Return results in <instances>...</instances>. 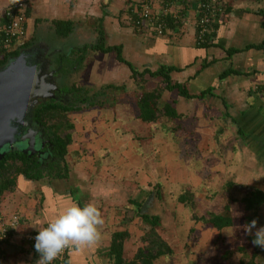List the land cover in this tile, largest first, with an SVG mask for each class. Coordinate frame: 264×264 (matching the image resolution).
Instances as JSON below:
<instances>
[{"label":"crops","instance_id":"crops-1","mask_svg":"<svg viewBox=\"0 0 264 264\" xmlns=\"http://www.w3.org/2000/svg\"><path fill=\"white\" fill-rule=\"evenodd\" d=\"M223 1L228 3V10L222 6H216L221 8L223 13L216 17V22L211 23L213 26L209 24L207 28L206 36L211 31L213 35L210 45L206 48L196 45L202 41L199 42L198 33L196 34L197 6L192 0L184 4L185 9L183 16L179 17V26L173 30L168 29L163 35H155L147 30L139 31L128 25L127 8L138 0H31L27 3L29 9L26 22L27 35L11 49L27 48L30 44L36 43V46L50 50L49 56L53 57L51 60L55 69L59 62L62 65L60 71H63L62 73L59 71L58 75H63L60 82L62 81L61 85L66 87L90 90L94 85L93 81L99 78L96 75V66H100V72H106L112 76H114L113 68H117L124 76L123 79L128 78L138 85L137 89H131L132 96L139 91H149L144 86L141 87L144 85L142 82L139 85V77L133 78L134 72L146 70L154 72L162 65L173 67L170 73L171 79L178 83H186L193 97H181L175 90L164 89L157 101V106L161 109L167 102L174 101L176 117L171 119L164 117L167 120L184 117L195 119L196 124L193 126L198 133L200 132L197 135L200 142L191 149L198 152L196 156L198 160H191V156L189 165L187 155L191 152L186 154L184 144L178 151L179 146L175 145L172 139L169 141L171 136L168 138L164 134L156 135L155 140H148L149 146L153 144L151 150L154 149V152L152 150L153 155L147 159L139 156L134 158V152L127 151L130 153L131 164L125 165L127 178L120 179L116 176L119 171L114 163L116 161L124 163V159L127 158L123 154L125 151H121L118 140L111 139L112 143L107 145L105 140L108 139L106 137L109 134L104 129H100L98 134H93V138L90 136L85 143L84 141L74 142L72 139L70 146H75L76 149L73 148V150L77 152H74L76 156L73 158L75 159L73 163L76 164H72L73 170L65 159L68 154H71L69 146L67 155L63 160H58L60 177L47 175L40 180L32 181L21 176L17 180L15 189L11 193L8 192L9 195L18 194L17 199L15 200V195L12 196L14 199L6 202L5 199L8 197L6 195L5 201L0 202V224L5 223L13 214H19L21 217L16 237L4 245L0 264H36L39 256L20 239V234L46 227L51 220L72 204L83 207L89 202L95 203L104 217L105 224L101 229L102 239L96 245L83 250L70 248L66 256L67 264H114L115 259L111 257L110 249L113 236L117 233H126L122 242V253L125 259H132L141 247L140 237L150 230V219L158 220L159 225L156 231L160 235L159 231H166L165 221L160 220L163 209L162 212H157L160 204L163 205L165 212L169 210L168 207H175L177 217L180 215L178 217L180 220L175 217L173 227L169 229L177 228V232L179 230L190 232L193 226L196 232L199 230L201 236L196 244H199L196 246L199 249L193 255H198L200 252L199 256H201V252L207 251L204 243H210L207 239L208 233L218 231L207 226L205 228L202 222L196 220L197 216L190 213L194 202L193 205L178 202L179 194L176 196L177 202L174 203L171 187L176 185L180 193L182 189L187 188L185 185L188 183L202 184L206 174L211 175H209L210 184L220 183L215 174L216 169L220 170V166H224V163L228 166L226 161L229 162L237 156L235 155L237 149L239 157H235L236 163L232 161V168L236 172L229 170L228 174L224 173L222 179L227 178L224 179L225 187L235 186L240 189V186L244 185L237 184H246V177L255 176L256 178V172L250 174L247 170V166H251V163L250 165L246 163L249 159L247 157H252L253 160L255 156L256 162H264V104L260 102L261 97L251 91L252 85L255 84L257 90L260 89L258 90L261 92L260 95L264 96L262 90L264 89V0ZM7 4L8 0H0V20L3 8ZM57 23H60V26L68 23L69 30L66 32V28L62 26L64 32L59 33L55 25ZM26 41L27 45L23 46ZM99 42L102 48L112 49L108 53L90 51V48L92 49ZM86 48L89 50L83 53L84 56L79 65L73 66V62L76 61L73 55ZM117 48L120 49L122 59L131 67L118 60ZM229 49L235 51L230 57L227 56ZM106 63L109 66H105ZM228 70L238 73L224 76ZM104 76L108 77L107 74ZM145 78V84H153L152 78L147 79L148 76ZM226 81L229 82L225 83ZM111 82L104 86L113 84L121 87L118 90L124 88L122 91H126V84L114 83L112 80ZM81 83L85 84V86L82 85L84 88L81 87ZM162 87H164L163 83ZM208 89L211 92L199 96L201 92ZM244 90L248 91L246 96ZM237 96L241 99L236 101L239 106H235V100H232ZM123 101L125 100L119 103ZM127 105H129L127 110L132 111L135 120L139 121L132 100L128 101ZM166 129L170 131L169 128ZM231 131L239 137V149L230 146L227 150L228 148L222 145L223 134ZM113 146L115 147L112 148ZM143 149L144 147L142 152H144ZM107 160L112 163L110 165L108 162L104 166L103 163ZM144 163L147 164L143 168L141 166ZM191 163L200 165L211 163L206 165L211 167V171L193 170ZM109 166L114 169V172L109 173L111 175L108 176L105 172L110 168ZM103 174L105 177H101ZM240 175L244 181L236 182L234 178ZM156 178L158 187L155 186ZM214 178L217 180L214 181ZM253 184L246 186L249 190L245 194L254 188ZM149 187L150 190L147 191ZM152 192L154 194L150 195ZM226 205L231 216L230 207ZM12 208L15 209L12 210ZM204 211L202 217L208 216L209 213H222L224 207L219 211L210 209ZM226 228L228 227L221 229L220 232ZM164 235H167L168 240L170 233L166 232ZM161 237L163 238V235ZM166 242L170 246L171 241ZM196 247H193V250L196 251ZM163 257L158 258L154 264H159Z\"/></svg>","mask_w":264,"mask_h":264},{"label":"rangeland","instance_id":"rangeland-1","mask_svg":"<svg viewBox=\"0 0 264 264\" xmlns=\"http://www.w3.org/2000/svg\"><path fill=\"white\" fill-rule=\"evenodd\" d=\"M105 66H109V65H107L106 63ZM99 69H100V66H96V70H97L96 75L99 78L98 79L96 78L93 81L94 85L90 88L87 95L90 96L92 93L100 89L101 85L103 87L107 83H112L111 80L114 83L126 84L125 85L126 91L125 92L122 91L124 88L122 90L107 89L106 94L104 96L97 97V102L101 100L102 102H104L103 106H105L106 108L96 107L97 109L93 108L89 110H83L81 112L73 111L71 113H68L66 120L69 121L73 125L71 132H72V139L74 142L81 141L82 143L84 141L85 143L87 142L86 139H88L90 136L93 138L94 136L93 134H96V133L98 134L100 129H104L107 132V134H109V136L106 137L108 139L105 140V143H107V145H110V143H112L111 139L118 140L119 142L117 143L118 145H120L121 151L124 150L126 152V153L123 152V154L124 156L126 155L125 158H127V159H124V163H121L118 161L114 163V165L118 166L119 172L116 173V176L120 179L127 178L125 177L126 175L125 165L127 163L131 164L130 153H128L127 151L129 152L131 151V153L134 152L133 154L134 158L136 156H139V157H143L144 159L145 158L147 159V157H149L150 155H153V152H154V149H152L153 152L151 150V147H152L151 145L153 144H150L149 146L148 140H152V139L155 140L156 135L164 134L168 138L169 136H171V138H169V141L172 139L173 143L179 146V148L176 147L178 151H180V148H183V144H184L185 149H186V154L187 152L188 153L191 152L190 155H187L188 164L190 162L191 156H192L191 160L193 161L198 160V158L196 157L198 152H195L193 150L191 151V149H193V147H195V145H197L200 142L197 139L198 138L197 135L200 132L198 133V130L195 129V126H193L196 124L195 119L193 118L187 119V117H184V118L177 119V120H167L164 117L156 121L154 124L151 123V126H149V124L140 123L138 120H135V118L133 117L134 114L132 113V111L127 110V108L129 107V105H127L128 101L132 100L133 102V99L135 97L130 94L131 89L132 88L137 89L138 85L133 83L131 80H128V78L123 79L122 77L124 76L121 75V73L118 71L117 68H113L114 76L106 72L105 73L100 72ZM104 74H107L108 77L105 78ZM152 82L153 84H149V85L144 83L143 86L145 87L146 90L148 89L152 90V88L155 85L162 86V83L158 82L157 80L152 81ZM228 82L229 81H226L225 83H228ZM82 85L85 86L84 83H81V87H83ZM253 85H252L251 91L256 92L257 93L256 95L258 97H261L259 98L260 102L264 104V96L260 95L261 92L257 90V87H255V84ZM86 88H87V85H86ZM143 88H140V89L144 90ZM244 91H245V96H246V94H248V91L247 90H244ZM263 92H264V89H263ZM239 99H240L239 96L234 97L232 99V100H235L234 101L235 106H239L238 104H236V101H238ZM121 100H125V101H123L122 103H119ZM108 114H109V117H108ZM166 128H169L170 131L167 130ZM152 131H153V134H151ZM222 138H223L221 139L222 145L228 148L227 150L230 149V146H234L239 149L240 140L237 134H235L234 132L231 131L230 133L223 134ZM109 139L110 141H108ZM217 139H218V135H217ZM114 147L115 146H113L112 148ZM142 147H144L143 149L144 152H142ZM73 148L76 149L75 146L74 147L70 146L71 154H68L67 157L65 158L67 164L70 165L72 170H73L72 164H76V163H73L75 161V159L73 158L74 156H76L74 154L77 153L75 152L76 150H73ZM235 155H237L235 157L237 158L239 157L237 149H236ZM235 157H233V159H231L229 162L228 160L226 161L228 166L224 163V166L223 165L220 166L221 167L220 170L219 168L216 169L217 172L215 174L217 175V178L220 181V183L214 182L210 184L209 181H211V178H210L211 175L206 174L204 176L205 178H203L202 184L193 182V183H188L187 185H185L187 186V188L188 187L190 188L189 193L193 195L194 207L190 213H193L192 215L195 214L198 217V218L196 217L197 221L200 217H202V214L205 212L204 210L210 209L213 211H219V210H222L224 205L228 204L230 207V211H231L230 217H232L233 224L229 226L228 228L224 229L219 234H216V232L212 234L208 233L207 239L209 240L210 243L209 244L204 243L205 244L204 248H206L207 246V251L201 252L202 253L201 256H199L200 252L198 253V255H193L197 253V249H199V247L198 248L196 247V246H199V244L198 245L196 244L199 242L200 240L199 238L201 236L200 232H198L199 230L196 232L195 231L196 228L192 226L191 227L192 231L191 232L187 231L188 232L187 234L186 230H179L177 232L176 230L177 228L174 230L172 228L169 229V227H173V224H174L173 219L177 217V210L175 209V207L173 208L168 207L169 210H166L165 212L163 205L160 204L161 207L159 205L157 212H162V209H163V212L160 215V220L165 221L166 231L165 232L159 231V232H161V235H163L164 240L167 237V235H164V233L165 234L166 232L170 233L171 238L168 235V240L166 239V241H168V243L171 241L170 246L172 248V253L170 255L164 256L163 260L160 259L159 264H192L193 262L194 264H219L217 263L218 262L217 259L220 258V255L223 250L232 251V255L225 261V264H238L240 259L247 261L249 259V256L252 253H254L252 243H250L249 240L247 239V237H251V236L247 235L243 228L244 225L242 223H243V219L245 216V212L243 211V205L240 202V199L245 197L246 195L245 192H248L249 190L247 189L246 186L252 185L253 183H254L253 185H255L254 186L255 189H262L264 191V162H261V161L256 162V160L254 159L255 156H253L254 157L253 160L251 159L252 157L251 158L247 157L251 159L249 162H248L249 159L246 161L248 165H250L251 163V166H247V170L249 171L250 174L253 172H256V178L255 176L253 178H251V176L246 177L245 179L247 181L245 182L246 184H237V185H244L242 187L240 186V189L236 188L235 186H231L228 188V187H225V183H224V181L227 178L222 179V177H224L223 176L224 173L228 174L229 170L233 172L235 171V169L232 168L233 166L232 161L236 163ZM108 162L109 164L112 163V161L107 160L105 161V163H103V165L104 166L107 165ZM254 163L256 164L255 166H254ZM146 164L147 163H144V165L141 167L143 168L146 167ZM207 164H211V163H207ZM207 164L200 165L197 163H191V165L193 166L192 167L193 170L199 169L203 171L205 170L211 171L210 170L211 167L209 165L206 166ZM103 171L105 172V170ZM112 172H114V169L110 167L105 172V174L109 176L113 174ZM141 173L143 172L141 171ZM105 174L101 175V177H105ZM241 176L242 175L238 176L237 178L235 177L234 178L235 181L236 182L244 181L243 178H241ZM217 178H214V181L217 180ZM155 186L157 187L159 186L157 178H156ZM149 190H150V187L147 188V191ZM177 190L178 189H176V185H173V187H171V192L174 195L172 198L174 203L177 202L176 196L183 193L184 191L182 189V191L178 193L180 189L178 191ZM10 193L5 192L2 195L0 202L5 199L6 195H8V197L5 199L6 202L8 201L10 202L12 199H14L12 198V196H15V195H16L15 200L17 199L18 194L9 195ZM153 194L154 192H152L150 195H153ZM6 207L10 208L11 205H8V206L6 205ZM159 208H160V211H158ZM14 209L15 208H12V210ZM258 213L261 216L260 222L262 225L260 224V226H264V204L260 206V208L258 209ZM168 215L170 216L168 217ZM179 216L180 215H178V217ZM178 217L177 219L180 220V218ZM204 217L207 218L208 216L205 215ZM182 219H183V216H182ZM204 226L206 228V225ZM260 226L258 225L257 227H260ZM186 234H187V237H186ZM169 239L171 240L169 241ZM193 247H196L195 248L196 251L193 250ZM239 247L244 248L246 250L245 252L246 254L238 252L237 248ZM262 259L264 260V252L263 254L261 253L258 254V257H256L255 261L261 262L260 260Z\"/></svg>","mask_w":264,"mask_h":264},{"label":"trees","instance_id":"trees-1","mask_svg":"<svg viewBox=\"0 0 264 264\" xmlns=\"http://www.w3.org/2000/svg\"><path fill=\"white\" fill-rule=\"evenodd\" d=\"M9 1V0H8ZM178 1V13L179 17L183 16V8L184 4H188L191 0H177ZM197 3L198 0H192ZM204 1V2H203ZM210 1V0H209ZM203 3H208V0H201V3L199 2V5ZM135 5L139 3H134ZM217 5L219 7H223L226 10H228V3H226L223 0H218ZM136 9L139 8V5H137ZM197 6V4H196ZM134 6H130L127 8V21L128 25L132 26L135 29H138L139 31L147 30L152 32L153 34L157 35L155 33V26L159 23H164V28L162 35L167 32L168 29L173 30L174 28L178 27L180 24L179 17L174 18L173 15L167 14L164 16H158L156 13L154 15L153 13V19L152 21L148 22H140L137 21L135 13L132 12ZM202 8V7H201ZM224 9V10H225ZM223 13V11L220 8V11L217 12L215 15H212L209 19L211 20V23L214 21H217V18ZM29 14L28 6H26V9L23 12V15L27 18ZM196 14H197V8H196ZM217 17V18H216ZM4 24V19L1 18L0 25ZM57 29L59 30V33L64 32V28H66V32L69 30L67 27L69 26L68 23L62 24L60 26V23L55 24ZM212 25V24H211ZM213 26V25H212ZM196 27V34L197 32ZM144 32V31H143ZM213 32H209L208 35L204 36L201 43H196L197 46L200 47H208L210 45V40L212 38ZM27 41L23 43V46L27 45ZM89 50V48L83 49L80 52L75 53L73 55V59L76 58V61L73 62V66L79 65L80 60L83 58V53L86 50ZM112 48H102L101 42H99L96 46L90 48V51H102L104 53H108ZM19 48L17 49H4L3 42L0 39V65H2L6 58L11 56H15L18 53ZM87 50V51H88ZM117 56L118 60L120 62L125 63L127 66L131 67L130 64L122 59L120 56V49L117 48ZM93 51V52H94ZM233 53H235L234 50L229 49L227 52V56H231ZM72 57V56H71ZM69 59V58H68ZM72 59V60H73ZM79 60V61H78ZM173 67H166V66H160L158 67L154 72L146 70L139 73H133V78L139 77L140 82L139 85L146 83V76L148 78H152L151 80H157L160 83L164 84V87L155 85L152 90L149 91H139L134 93V99H133V106L135 108L136 116L138 117L139 121L143 124H151L155 123L159 119L163 118L164 116L168 118H175L176 112L174 110L173 104L174 101L167 102L163 108L159 109L157 106V101L160 99L161 92H163L164 89H167L169 91L175 90L176 93L185 98H192L193 95L189 92L187 88L186 83H178L177 81H173L170 77V73L172 72ZM63 71V70H62ZM60 71V73H62ZM236 71H230L228 70L224 76L230 75V74H237ZM145 75V76H144ZM143 85H141L142 87ZM121 87H116L113 84H108L106 86L101 87L94 93H92L90 96L87 95L89 90H85L78 87H66L64 85L61 86V90L65 91L69 97H74V102H72L70 105L63 104L55 99L53 100H47L43 103H41L39 106L34 108L32 112V120L37 123L39 127L43 130L45 133V138H47L50 152L52 155V158L54 161L52 163H49V167L41 165L42 163L36 162V155L34 156H27L25 154H22L20 152L14 151L6 154L1 160H0V200L2 195L5 192H12L17 184V180L19 177H23L27 180H40L44 178L45 176L49 175L51 177H60V171H58V160H63L65 155L68 153V147L72 144V128L73 125L67 121V114L71 112H81L83 110H89V109H97V108H106L103 106L104 102L101 100L97 102L95 101V97L104 96L106 94L107 89H118ZM120 90V89H119ZM260 90V89H258ZM263 90V89H262ZM208 92H211L210 89L208 91H203L199 94V96H203L207 94ZM254 92V91H253ZM256 93V92H254ZM250 94V93H249ZM257 94V93H256ZM251 96V94H250ZM97 107V108H96ZM49 132V133H48ZM44 134V133H43ZM51 158V159H52ZM55 172V173H54ZM187 190H184L183 193H181L177 201L184 203L186 205H193V195L189 193L190 189L189 187L186 188ZM240 202L243 205V211L245 212V216L243 219V225L246 223H250L253 219L257 220V226L261 224V216L258 213V209L260 206L264 204V191L262 189H255L249 191L243 197L240 199ZM229 209L227 205L224 206V211L219 214L215 213H209L208 217L205 218L200 217L198 220L201 221L204 225L214 228L218 232L216 234L220 233V230L229 227L232 225V218L229 216ZM18 215L19 214H13ZM12 215V216H13ZM11 216V217H12ZM10 217V218H11ZM9 220V219H8ZM21 222V218H20ZM150 230L147 231L143 236L140 237L139 243L141 244V247L137 250L134 257L132 259H125L123 257L122 253V245H123V239L126 236V233H117L115 236H113L112 242H111V249H110V255L115 259L114 264H154V262L161 258L162 256L170 255L172 253V249L170 246H168L167 242L161 237V235L156 231V227H158L159 222L158 220L155 221V219H150ZM20 225V224H19ZM262 225V224H261ZM19 227V226H18ZM18 229V228H17ZM16 229V231H18ZM192 229L190 230V232ZM250 243H252L253 236L247 237ZM9 242V241H8ZM254 253H252L249 256V259L247 261H244L243 259H240L238 264H264V260H260L261 262L255 261L256 257H258V254H263L264 248L254 246L252 243ZM34 252L39 256V254L35 251L34 245L30 246ZM238 252H241L243 254H246V250L244 248H237ZM232 255V251L223 250L220 258L217 259V263L219 264H225V261Z\"/></svg>","mask_w":264,"mask_h":264},{"label":"water","instance_id":"water-1","mask_svg":"<svg viewBox=\"0 0 264 264\" xmlns=\"http://www.w3.org/2000/svg\"><path fill=\"white\" fill-rule=\"evenodd\" d=\"M35 44L20 49L0 65V160L14 151L39 158L46 145L32 112L55 98L61 88L63 75L58 72L62 65L59 62L55 69L50 50Z\"/></svg>","mask_w":264,"mask_h":264},{"label":"built area","instance_id":"built-area-1","mask_svg":"<svg viewBox=\"0 0 264 264\" xmlns=\"http://www.w3.org/2000/svg\"><path fill=\"white\" fill-rule=\"evenodd\" d=\"M31 0H9L6 7L3 8L2 18L4 19V24L0 25V39L3 42L4 49L10 50L13 45L18 43L20 40L24 39L27 35V18L23 15L24 10L26 9L27 3ZM201 3V0L197 1V18H196V27L198 31V40L202 41L204 36L207 33V28L211 24L209 19L212 15H215L220 11V8H217L218 0H208V3ZM139 8L135 4L132 12L135 13L137 21L140 22H150L153 19V13L158 16H164L167 14L173 15L174 18L179 17L178 13V1L177 0H138ZM202 7V8H201ZM164 23H159L155 26V33L157 35H162ZM20 216L13 215L5 223L0 224V260L3 256L4 245L15 238L17 235L16 229L20 224ZM38 234V230L26 231L23 234H20V239L31 246L35 244V236ZM69 249L52 262V264H67L66 256Z\"/></svg>","mask_w":264,"mask_h":264},{"label":"clouds","instance_id":"clouds-1","mask_svg":"<svg viewBox=\"0 0 264 264\" xmlns=\"http://www.w3.org/2000/svg\"><path fill=\"white\" fill-rule=\"evenodd\" d=\"M104 224L102 212L95 203L89 202L83 207L72 204L46 227L38 228L34 238V248L39 254L36 264H52L70 248L83 250L96 245L102 239ZM243 228L247 235L253 236L254 246L264 248V226L257 227V220L253 219Z\"/></svg>","mask_w":264,"mask_h":264},{"label":"flooded vegetation","instance_id":"flooded-vegetation-1","mask_svg":"<svg viewBox=\"0 0 264 264\" xmlns=\"http://www.w3.org/2000/svg\"><path fill=\"white\" fill-rule=\"evenodd\" d=\"M51 59H53V57ZM95 98H96L95 99V101H96L97 97H95ZM54 99L59 101V102H61V103H63L64 105L65 104L70 105L75 100L74 97H69V95L65 91H62L61 88H58V90L55 92V98ZM45 133L46 132H43V130H42V134L40 135L41 141L46 142L45 143L46 145H45L44 149L42 150L43 154L40 155L39 158L37 157V155L35 157H36V162L37 163H42L41 165L49 167L48 166L49 163H52L54 161V159L52 158V155H51V152H50V147H49V144H48L49 140H47V138H45Z\"/></svg>","mask_w":264,"mask_h":264}]
</instances>
